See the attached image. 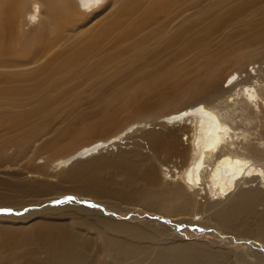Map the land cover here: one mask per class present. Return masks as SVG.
<instances>
[{"label":"bare ground","instance_id":"bare-ground-1","mask_svg":"<svg viewBox=\"0 0 264 264\" xmlns=\"http://www.w3.org/2000/svg\"><path fill=\"white\" fill-rule=\"evenodd\" d=\"M190 2L0 0V128L35 121L40 126L48 112L78 106V93L81 96L87 85H116L114 93L95 111L94 122L70 133L71 139L62 150L66 155L41 162L35 168L43 174L41 181L14 184L9 195L0 192V209H23L44 198L51 193H41L51 179L49 167L70 166L59 176L60 181L78 184L75 192L90 194L96 200H131L130 204L136 200L139 207L159 219L182 217L176 223L181 229L206 225L253 239L257 245L238 254L234 262L226 263L220 260V254L189 242L163 246L161 238L165 233L159 239L127 225L100 221L88 231V226L83 229L78 225L87 222L81 213L88 208L69 202L52 212L54 217H47L53 221L42 217L33 228L7 223H20L27 217L0 215L1 264H29L34 261L32 257L23 261L31 252L41 255L34 264H264V68L252 67L253 73L261 74L250 84L244 78L251 74L243 75L241 70L251 59L264 58V22L248 38L250 44L261 43L259 49L238 47L222 61L218 53H209L208 45L199 41L181 49L182 60L190 52L194 54L183 63L144 77L140 85H133V81L122 83L136 70L131 68L143 62L155 46L167 42L172 49L188 33L212 34L236 21L243 11L264 4V0H213L204 10L195 12L189 28L166 38L167 23L177 10L193 4ZM94 21L97 22L88 26ZM206 21L210 24L205 31L200 26ZM230 55L234 61L219 70L230 61ZM221 83L234 92L217 105L204 102L220 91ZM181 94L188 95V102L168 115L136 120V115L149 109L151 101ZM28 98L35 103L32 111L3 112L5 106H18ZM235 114L242 124L255 121L253 129L240 128L242 124L235 121ZM150 122L174 127L163 132L143 131L151 156L134 151L94 159L100 150L122 142L135 130L151 126ZM106 131L112 134L110 138L89 140V133ZM63 137L64 134L58 136L50 149ZM10 161L0 155V168ZM106 169H115L124 176L116 188L100 176ZM254 182L261 187L253 189ZM58 189L62 191H52L59 192L57 196L70 198L74 194L62 187ZM16 194L24 197L20 205L13 204ZM175 229L174 237H187L181 234L183 230ZM118 234L136 242L112 238Z\"/></svg>","mask_w":264,"mask_h":264},{"label":"rangeland","instance_id":"rangeland-1","mask_svg":"<svg viewBox=\"0 0 264 264\" xmlns=\"http://www.w3.org/2000/svg\"><path fill=\"white\" fill-rule=\"evenodd\" d=\"M212 1L213 0H191L190 3H193L192 5H188L180 10H177L175 15L167 23L168 32L165 34L166 38L178 33L179 31L189 28L193 24L192 21L194 20L195 12L204 10L206 6H208ZM106 13L107 12H105L98 20L104 17ZM242 13V16L236 21L227 24L222 29L212 34L201 36L200 34L189 35L188 33L184 35L172 49L168 47L167 42H164L159 46H155L152 51L145 56L143 62L136 64L131 68L136 70L133 71L131 76H125L122 80V83L125 81H133V85L136 83L140 85L141 80L144 77H151L159 71L162 72L166 69H172L175 65L183 63L185 60L190 59L194 54L190 52L184 58V60H182L179 55L181 49L199 41H203L208 45L209 53H218L222 57V61L225 60L224 56L238 47H247V49H250V51L259 49L262 47V44H250L248 38L252 37L262 22H264L262 19V17H264V4L256 7L252 11L245 10ZM97 21L90 23L88 26H92V24ZM209 24L210 21H206L202 23L200 28L206 31L209 28ZM14 36L18 37V35ZM228 57L229 56H227V58ZM233 61L234 56L230 55V61L228 63H223L219 70L225 68ZM252 67H254L255 70L264 68V58H253L244 65L243 69H241L243 75L251 74L249 77L247 75L246 78H244V82L245 79L246 82L248 81L246 84H250V82L257 80L260 77L261 71H256L253 73L254 71L251 70ZM226 86V83H221L219 85L220 91L210 98H205L204 102L215 105L216 103L218 104L221 100L225 99L229 94L234 92L228 91L229 88H225ZM98 87L102 89L99 92L97 91ZM115 89L116 85L113 83H108L105 85L101 83H98V85L89 84L82 89L83 91L81 92V96H79L78 93V106L70 107L66 110L54 109L52 112H48L45 115L46 121H44L42 125L40 124V126H37L40 122L35 121L25 124L24 126L19 125L16 127H1L0 155L9 157L11 161L5 167L0 168V192H5V194L9 195L14 184H34L38 181H41L43 179V174L37 172L35 168L37 166H41L39 165L41 162L64 157L66 154H64L62 150L65 144L71 139L70 133L72 134L76 132L82 125L91 124L94 122L95 117H97L94 113L100 108V103L103 104L102 101L109 98L114 93ZM261 93L264 97V87L262 88ZM187 99L188 95L181 94L173 98H166L163 101H151L152 104H150V106L153 108L150 109L151 107L149 106V109L145 110V112H141L140 115H136V120L143 118L148 119L149 121L155 117L160 118L166 116L172 109L187 103ZM34 107L35 103L33 99L28 98L24 103L18 106H5L3 112L23 113L32 111ZM235 115L236 116H233L236 118H234L235 121L239 125L242 124L237 114ZM254 123L255 121L247 124L243 123L241 125L242 127L240 128L250 131L253 129ZM149 124L151 126L140 128L139 130H135L133 133H130L122 140V142L100 150L94 159L102 158V156L114 158L120 153H131L134 151H138L146 156H151L153 153L148 140L143 137V131L151 130L163 132L164 130L172 129L174 127L165 128L157 124H152L151 122ZM67 132L68 135L65 137ZM63 134L64 137L58 140V144L54 146V149H50V145L53 143V141L58 136L60 137ZM89 135H92L91 139L89 138V140L96 138L100 140H106L112 136V134L107 131L101 134L95 132L89 133ZM44 146H46V148ZM161 166L162 164L160 165V168ZM69 168L70 166L62 169L60 167H49V170L47 171L49 172V175H51V179H49V185L44 186L41 193L48 191L51 193L44 195V198L32 201V203H30L31 205L29 204L23 209H0V215L9 217L15 216L16 218L27 217V220L20 223H14L10 221L7 223L10 226L23 225L25 227L26 225L29 226V228H33L40 223L42 217L46 218L44 221H53L52 219L47 218L54 217V215H51L52 212L57 211L66 203L75 202L79 207L88 208L86 211L81 213L84 218L88 219L87 222L81 221V223L78 224L79 227H82L83 229L84 226H88L85 228L88 231L90 230L89 227H96L98 224H101L99 223L100 221L107 225H127V227L134 228L141 233L155 235L159 237V239L160 234L165 233V236L161 238V245L163 246H172L175 244L189 242L195 246H202L205 247L206 250H212L215 253L220 254V260L226 263L234 262L238 254L244 253L243 251L249 249V247L251 248L252 245H257L253 239L239 237L236 235V233L227 234L221 229L213 230V228L206 225H204L203 228L197 227L192 229L188 227V229H181V227L179 228L180 225L176 223L181 221L182 217L168 219L169 221L159 219L157 216L148 213L143 208L139 207L136 200L133 201V204L129 203L132 202L131 200L125 202L115 200L110 201V199L107 198L96 200V198L90 194L80 193L79 191L75 192L79 189L78 184H72L65 180L60 181L61 179L59 175L62 173L61 171H67ZM100 176H102L105 180L110 181V184H112L113 188H116L117 185L121 184L120 182H123L124 180V176L118 173L115 169L102 170L100 172ZM257 182H254L256 187H253V189H259V187H261V184L257 185ZM60 187H62L68 193L74 194H70V198H68L69 195L62 197L56 195L59 192H52L54 190H59L58 188ZM41 193L39 195H41ZM76 198L80 199V201ZM12 199L14 200V205H20L19 203L24 200V197L16 194L14 197H12ZM110 202L115 203L110 204ZM90 208L94 210V212H92ZM90 212L93 213V216L90 214ZM33 213L38 214L29 217V214ZM27 214L29 216H27ZM2 224L3 222H0V227ZM175 227L179 229L178 231L183 230L181 234L186 235L188 239L185 240L187 237L184 239L178 234H176L177 237H174L172 233L173 231H176ZM163 228L168 229L164 230ZM112 238L124 241L126 243L136 242L134 238L128 237L125 234H118ZM144 244L147 246L156 247L146 242ZM263 247L264 246H262V248ZM262 253H264V250ZM26 257L27 258H25L23 262L29 260L28 257H32L34 261L30 262L29 264H34L35 261L41 257V255L31 252L30 254L26 255ZM0 261L3 260L0 259ZM10 264H18V262L14 261Z\"/></svg>","mask_w":264,"mask_h":264}]
</instances>
